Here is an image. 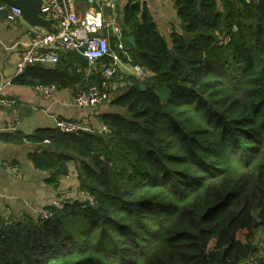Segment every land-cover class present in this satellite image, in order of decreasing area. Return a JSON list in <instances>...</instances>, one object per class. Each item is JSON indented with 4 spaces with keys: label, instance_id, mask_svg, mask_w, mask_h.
Here are the masks:
<instances>
[{
    "label": "trees",
    "instance_id": "obj_1",
    "mask_svg": "<svg viewBox=\"0 0 264 264\" xmlns=\"http://www.w3.org/2000/svg\"><path fill=\"white\" fill-rule=\"evenodd\" d=\"M172 1L184 28L170 42L143 0L117 5L133 61L154 75L112 79L106 131L31 137L47 183L74 162L94 204L66 197L48 216L0 219V264H264V0ZM88 64L82 48L60 49L55 65L30 64L15 81L75 95L103 80Z\"/></svg>",
    "mask_w": 264,
    "mask_h": 264
},
{
    "label": "crops",
    "instance_id": "obj_2",
    "mask_svg": "<svg viewBox=\"0 0 264 264\" xmlns=\"http://www.w3.org/2000/svg\"><path fill=\"white\" fill-rule=\"evenodd\" d=\"M128 1L119 0L117 5L122 9ZM143 1L159 30L170 42L172 30H182L173 1ZM75 3L81 14L88 9L102 10L110 16L114 13L112 9L106 10V6H110L105 0H94V5L87 8H81L76 0ZM4 11L0 9V96L15 98L18 108L0 107V219H21L27 215L37 216L54 199L80 197L83 191L74 162L69 164L70 172L58 185L47 183L49 172L35 168L29 157L35 146L31 137L38 129L56 127L57 118L100 129L104 123L99 115L113 108L109 103L94 108L76 105L73 87L60 88L53 97H46L32 85L17 83L15 77L23 70L19 72L16 63L35 27L22 17L9 21ZM116 22L119 24L118 20ZM123 62L124 65L126 62ZM90 70L88 64L87 74ZM125 70L127 75L133 74L130 66L126 65ZM15 116L20 119L17 129H7L8 122ZM5 135L13 138L5 139Z\"/></svg>",
    "mask_w": 264,
    "mask_h": 264
},
{
    "label": "built area",
    "instance_id": "obj_3",
    "mask_svg": "<svg viewBox=\"0 0 264 264\" xmlns=\"http://www.w3.org/2000/svg\"><path fill=\"white\" fill-rule=\"evenodd\" d=\"M119 0H105L114 11L113 15H105L102 10L88 9L81 14L76 6L75 0H44L41 12L44 16L52 19L54 29L35 27L22 50L20 59L17 61L19 72L30 64L41 63L44 65H55L60 59V49L82 48L83 55L88 59L89 65L96 72H100L103 80L101 83H93L77 89L73 96L74 103L78 106L94 108L107 102L112 95V86L116 82L112 79L118 76L124 80L125 85L133 84V79H126L125 66H130L135 78L143 81L150 80L154 73L151 70L135 63L128 51L123 28L116 21V8ZM6 11V18L15 21L22 17L21 9L8 3L0 7ZM237 29V26H234ZM112 32L116 38V48L109 45V35ZM229 35H219V43H226ZM108 54L112 57L110 63L99 64V58ZM123 61L126 63L123 65ZM46 97H53L58 88L54 84H40L35 86ZM0 107H17L15 98L0 96ZM19 116H15L8 122L7 129L16 130L19 124ZM55 126L62 131L91 130L92 128L82 125L74 120L57 118ZM106 131L103 126L98 129ZM81 196L94 204V197L86 190ZM65 200L54 199L51 204L57 208L64 206ZM43 216L50 212L43 208L40 212Z\"/></svg>",
    "mask_w": 264,
    "mask_h": 264
},
{
    "label": "water",
    "instance_id": "obj_4",
    "mask_svg": "<svg viewBox=\"0 0 264 264\" xmlns=\"http://www.w3.org/2000/svg\"><path fill=\"white\" fill-rule=\"evenodd\" d=\"M9 5L21 9L22 18L32 27H45L54 29L52 19L44 16L41 12L44 0H6ZM182 28L184 26L182 25ZM130 43L135 45V37H129ZM141 89H145V84L141 83Z\"/></svg>",
    "mask_w": 264,
    "mask_h": 264
},
{
    "label": "rangeland",
    "instance_id": "obj_5",
    "mask_svg": "<svg viewBox=\"0 0 264 264\" xmlns=\"http://www.w3.org/2000/svg\"><path fill=\"white\" fill-rule=\"evenodd\" d=\"M160 93H161V96L163 97V99H165V97L168 96V91L167 90H163ZM113 94H115V90H114V93ZM262 235L264 236V230H260V233H258L257 236H256V240L257 241L260 240V238H261Z\"/></svg>",
    "mask_w": 264,
    "mask_h": 264
}]
</instances>
